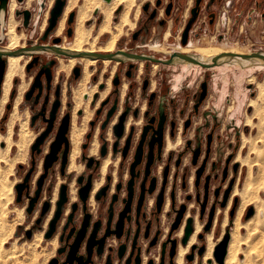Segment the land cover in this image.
<instances>
[{
  "label": "rangeland",
  "instance_id": "obj_1",
  "mask_svg": "<svg viewBox=\"0 0 264 264\" xmlns=\"http://www.w3.org/2000/svg\"><path fill=\"white\" fill-rule=\"evenodd\" d=\"M51 0H32L28 7H24L23 2H17V7L14 9L13 16L17 21L16 30L18 32H23L24 36L20 39V41L24 40L25 50L22 51V57L19 61V66L17 67V72L12 79V85L8 94L7 101L5 103L0 104V138L3 141H0V147H5L6 142L9 138L7 136V130L9 126V117L10 113L13 109L14 102L17 101V110L20 116L14 119L12 126V134L10 136L11 147L8 151L4 152V156L2 157V161H0V172L6 175V182L10 180H15L12 185L13 195L11 200L6 205V210L8 211L5 214V205L6 201L5 189L4 186L0 185V219L4 221V225L6 226V232L8 233V225L10 220H12L13 216H15L14 207H23L24 216L20 223L14 225V229L11 234L6 236V243L3 245V248L0 250V264H46L50 257L56 251V245L54 246L49 239L44 238V233L47 229L48 220L45 223L44 227H35L36 220L40 215V210L43 205V201L51 195L48 189H53L55 182L60 179V183L71 181V178H74V185L77 186L76 177L83 171H86L85 164L83 165V169L78 172L70 173L68 177L63 176L59 172V163L54 165V169L51 170L46 178L42 196L40 197L38 203H36L34 209L30 212H26V207L28 203V198L26 195L22 194V198L20 201H16V190L15 185L19 182L23 181V177L27 173V171L32 167L33 170L29 179V189L30 193L35 189V181L38 175L42 172V161L45 153L48 152L49 144L54 138V133L56 130V126L58 123V118L55 121L53 130L49 133V135L44 139L43 143L40 145V152L34 151L31 152V145L35 141V139L45 130L47 122L45 120L48 117V111L50 110L49 106L45 107L43 104V97L38 100H34L33 98H25V93L31 89V85L34 81L36 74L39 71V65L47 60L53 58L54 52L49 49H38L31 50L29 47L34 44H52V31L45 40L41 39L43 35L44 29L47 25V18L49 17V11L53 6L54 0H52V4L49 7V3ZM105 1V0H103ZM157 1L159 3L157 4ZM83 3L82 0H77V3L74 4L70 11H75L77 15L78 7ZM107 2V1H105ZM171 2L170 13L166 14L165 10L168 3ZM253 0H202L200 13L198 18L193 26V29L190 32V39L187 44L188 47L193 46H219L223 47L222 49L235 50L237 53L242 54H250L254 52H262L264 53V19L260 17V12L252 14L251 21L248 20L247 16L250 13L252 7H254ZM145 3H150L151 6L156 8L155 18L149 20L148 14L142 9V6ZM67 4V0H66ZM65 4V5H66ZM80 4V5H79ZM138 4L140 7L138 9ZM190 5H194V0H135L129 7V19L130 23L126 22L122 24V30L119 37L116 40L115 49H125V51H131L138 54H146L151 55L156 58L167 59L170 54L174 50H178L177 46L180 45V38L182 33V27L184 25V20H182V15L187 16V19L190 16ZM264 7V6H263ZM48 8V14L46 18V24L43 29H41V23L44 20L45 11ZM154 8V9H155ZM23 9H28L30 11V20L27 25H23V17L22 14L18 13ZM119 9V10H118ZM125 5H118L112 12L111 23L114 25L116 22L120 21V14L124 12ZM70 11L68 13H70ZM213 11L216 13V21L213 26L209 25L208 22V12ZM69 15V14H68ZM237 16H239L238 20H236ZM68 16H66L67 18ZM77 17V16H75ZM7 18V15H6ZM103 15L99 13L98 10H93L91 15L85 20L84 25L86 27L91 26V33L88 36V40L83 43L84 47H88L93 42L95 35L97 34V29L102 21ZM66 22V19H65ZM65 22L63 27L65 26ZM76 24V18L74 21V25ZM132 24V25H131ZM134 24V25H133ZM66 27V26H65ZM138 27H142V31L134 41L131 40V33ZM112 28L116 30L113 26ZM169 28L170 35L167 39H163L164 31ZM2 28L0 26V32ZM55 31V30H54ZM53 31V32H54ZM74 34V32H73ZM60 35L64 36L63 44H68L72 41V38L66 37L64 28L61 29ZM110 33L105 32L98 36L96 42H94L95 48L100 45L104 40L109 37ZM103 40V41H102ZM6 38L0 37V47L6 44ZM155 44L164 45L165 49L168 52H159L155 51L152 46ZM229 47V48H228ZM20 48V47H19ZM18 48V49H19ZM194 53V52H191ZM69 55L60 56L64 62H67V58ZM36 60L34 61V58ZM134 61L139 62V59H133L125 57L122 63L116 65L115 73L120 68L122 80L119 86V96L121 85H126L124 88V93L120 97V107L124 109L125 100L127 104L131 107L140 108L141 105L144 104V109L147 107V93L144 92L141 88V83L144 76H148L150 80L154 81L152 85L153 89L157 92V99L161 96H165L168 98L169 96H174V102L176 105V112L174 115L175 120L180 127V135L182 137V114L179 113V110L182 107V101L186 99V113L190 112L191 104L193 101V92L197 89V86L201 79H206L208 85V97L202 103L201 108L199 109L198 114L192 116V125L186 131V137L195 138L196 135L204 138L207 133L210 131L209 127L212 126L214 129L212 131V142H211V152L210 158L215 162L214 170L210 172V189L208 202L206 207L210 211L211 207L214 208L213 213V222L211 228L204 231L203 227L206 223V215H204V219H200V203L195 199V194L199 190L200 195L202 194V183H200V189H195L193 184L194 170L195 168L190 163V154L188 153L185 157L186 165H187V177L190 173H192V179L190 184L188 183L187 188L182 189L179 181V176L176 180V189H175V205H180L183 200L187 203V213L188 215L194 216V221H198L201 224L199 231L196 234L195 243L197 245L196 250L194 251V255L191 260H187L185 255L183 257V264H211L214 259L213 252L212 258L203 260V255L206 250V235L207 233L212 234V240L215 242L214 247L219 243L220 240L217 241L220 234L221 237L224 235H229L233 229V221L236 217L238 209L241 206V197L240 195L234 194L231 201L230 206L226 210L227 214V224L225 227H222L223 217L225 215V209L227 203L230 199L231 194L234 189L237 188L238 191L242 188V183L244 177L246 175L247 167L237 161L238 166L234 171V163H232L233 158L239 152L241 156H245L249 150L248 143L241 147L242 142V134L245 135H254L256 133L255 127H252L246 123L247 116H250L252 113V106L249 105L250 100L254 99L257 95L256 81L262 78L264 74V64H250L248 58H242L240 61H235L234 57H230L227 60H223L219 62L217 65L211 68H203L199 65L188 63V62H173L169 65H164L162 63H156L154 61L150 62L148 69L145 70L144 65H142L141 71H139V67L137 70L133 72L131 78H128L123 73V69L125 67L126 62ZM143 61V60H142ZM31 63V64H30ZM114 61H111L109 64L112 66ZM144 63V61H143ZM154 63H156V67H154ZM30 64L29 68L27 66ZM139 64V63H138ZM95 65V66H94ZM92 68V72L89 77L88 85L92 84V82H97V90H100L99 83H103L105 79L111 74V66H107L104 74H100L103 64L98 65V60L95 61V64ZM22 66V67H21ZM95 67V68H94ZM55 71L58 73H64L63 77V93L65 89L64 104L63 110L66 109V100H70L69 96L66 95L65 85L69 81L70 70H61L59 66L55 67ZM97 74V78L93 79V74ZM254 76L253 80H250V77ZM57 77V74H56ZM44 81V80H43ZM76 84V81L71 82V86L73 87ZM131 85V86H130ZM151 86V84H150ZM112 85L109 89H111ZM14 91L13 96L10 97L11 91ZM111 91V90H108ZM2 92V85H1ZM71 92V91H70ZM72 93V92H71ZM109 93V92H108ZM106 93L105 95H107ZM36 94V93H35ZM104 95V96H105ZM1 96V94H0ZM20 97V99H19ZM84 98V96L82 95ZM93 97V94H92ZM92 97L90 100V107L94 108L92 116L90 118L95 120L94 127L98 126L101 121L105 117V112L103 111L99 115H96L95 110L99 107V102L95 107V104L92 105ZM99 98V94L96 97L95 103ZM6 104H10L9 109L6 108ZM229 105H232L231 109H229ZM212 109L216 111L218 115V122L214 125L212 124V117L205 118L203 114V109ZM79 109V108H78ZM78 109H76L75 114L77 115V121H80L81 114H78ZM73 110V109H72ZM60 111V115L63 113ZM44 112V114H41ZM73 112V111H72ZM207 114V113H206ZM133 119H137L139 117H133L132 113L130 114ZM141 122L135 123L136 131H139L141 124L145 121L143 110H140ZM117 119V118H116ZM208 119V125H205L206 120ZM27 120V126L31 130L30 135L25 138H20V124ZM253 121H256V118H252ZM89 122V121H88ZM87 122L86 131L82 135V140L80 142V150L81 144L87 141L86 133L90 131V125ZM214 123V122H213ZM216 125V126H215ZM207 126V127H206ZM112 130V129H111ZM98 132V133H99ZM105 135V134H104ZM113 135V133H112ZM179 135V136H180ZM114 138V135H113ZM177 138V137H176ZM183 141L184 138L182 137ZM99 140V139H98ZM174 140V139H173ZM181 141V140H180ZM179 141V142H180ZM173 142L171 148L173 152H177L182 149L183 142ZM101 143V141H100ZM179 143V144H177ZM176 144V145H175ZM170 148V149H171ZM111 149V143H110ZM111 151V150H110ZM98 156L99 151H98ZM120 157V156H119ZM230 157V158H229ZM249 157L251 159L255 158V154L253 152H249ZM112 160H115L114 156L111 155ZM231 161H230V160ZM80 162H83L80 158V155L77 159ZM226 160L230 162L226 165ZM262 164L264 166V159L262 160ZM33 162V164H32ZM129 162V158H127L123 163L121 157L117 161L116 164L110 163L108 165V172H112L115 169L116 179H123V175L127 174V164ZM121 166H123L121 170ZM173 166V165H172ZM182 169V166H181ZM263 169V168H262ZM121 170V172H120ZM161 170V169H160ZM97 172V171H96ZM225 172V174H224ZM253 172L255 173L257 179L256 181H262V186H264V169L261 171L258 166H254ZM263 173V177L261 174ZM75 176H74V175ZM96 176V173L94 177ZM261 176V177H260ZM97 178V177H96ZM190 178V177H189ZM260 178V179H258ZM263 180H262V179ZM231 180H233L232 189L229 190L226 200H224V194L229 186ZM105 181V178L103 179ZM257 182V184H258ZM59 183V184H60ZM59 186V185H58ZM50 194V195H49ZM185 194H191L192 197L188 200L185 198ZM258 194L260 200H262L264 206V187L258 189ZM169 196V194H167ZM234 197H236V201L234 202ZM262 198V199H261ZM152 204L148 205V211L152 210ZM254 205L255 204H247L244 208L243 213L240 216L241 221L248 220L254 215ZM249 208H252L253 213L250 217L246 218V213ZM11 209V210H10ZM167 210L161 211L158 218L155 219V224L158 228L161 229L162 233L167 229H171V225L174 222L176 213L173 212L172 208L168 205ZM233 209V214L230 215V210ZM264 210V208H263ZM13 211V212H12ZM54 211V210H53ZM11 212V213H10ZM186 213V214H187ZM53 214V212H52ZM52 217V215H51ZM50 217V218H51ZM264 219V217H262ZM259 222L257 219H250L248 221V229L242 228L240 236L243 237V243L241 245V251L245 252V250L249 249L250 246L255 247L254 249H250L252 254L261 250H264V242H259L260 232H264V220ZM257 220V221H256ZM184 220V225H185ZM253 221V222H252ZM255 221V222H254ZM42 224V221H41ZM44 224V223H43ZM257 225V226H256ZM27 227V228H26ZM30 227H34L31 236L28 238L26 236V231L30 229ZM251 227V228H250ZM180 227H177L173 230L172 238L176 239V253L172 258V264H176L175 257L178 250V245H183L181 243L182 234L178 235V230ZM194 228V225H193ZM253 228V229H252ZM261 229L262 231L258 230ZM251 229V230H249ZM255 230V234L253 231ZM38 231H43L42 239L40 242L36 243L34 240V234ZM248 231V233H247ZM251 233H250V232ZM204 233V236L198 237L200 233ZM248 235V236H247ZM252 235V236H251ZM257 237V238H256ZM252 242V243H251ZM57 243V241H56ZM261 243V244H258ZM263 243V244H262ZM198 247H204V250L201 255L197 254ZM213 247V250H214ZM260 247V248H259ZM190 248L187 253H189ZM161 243H157L150 250L149 256H153V258H157L156 264H161ZM46 259V260H45ZM244 259V254L240 253L236 256V261L238 264H241ZM166 264H169L166 261Z\"/></svg>",
  "mask_w": 264,
  "mask_h": 264
},
{
  "label": "flooded vegetation",
  "instance_id": "obj_2",
  "mask_svg": "<svg viewBox=\"0 0 264 264\" xmlns=\"http://www.w3.org/2000/svg\"><path fill=\"white\" fill-rule=\"evenodd\" d=\"M253 1H254L253 2L254 7L251 8L250 13L247 16L248 20L251 21L252 14L257 13L258 11L260 12V17L262 19H264V7H263L264 6V0H253ZM183 2H184V0H182V3ZM201 2H202V0H199V3L196 5V0H194V5L193 6L190 5V10H189L190 16L187 19V21H186L187 16H184V13H183L182 20H184V25L182 27V33H183L189 19L192 17L191 9L195 6H197L196 15H195L194 19L192 20V22L190 23V27L188 29L186 42L184 44L178 45L177 46L178 50H174V51H181L180 49H182V51H181L182 53H191V52L197 53L193 50L194 46L188 47L187 44H188L189 39H190V32L193 29V26H194V24L198 18V15L200 13ZM154 8H155L154 6H151V4L148 3L147 9L144 10L148 14L149 20H152L155 18V14L157 12H156V8L155 9ZM154 10H155V12H154ZM152 12H154V14L151 17L150 14ZM61 16L58 18L55 27L51 30L52 35H53L52 38H54V37L60 38V40L55 44L58 47L63 46V41H64V36L60 35L61 32H59V33L56 32L58 27H59V21H60ZM75 16H76V13L74 11L72 21L70 23H68V17H67L66 22H65L66 27L65 26L63 27L66 35H67V29L69 27L72 28V34L70 36H68V35L66 36V37H69L70 39L74 35L73 32H74L75 26H73V25H74V21L76 18ZM216 17L217 16H216L215 12H213V11L208 12L209 25H211V26L214 25V23L216 21ZM238 18H239V16H237L236 20H238ZM166 30H169V28H167ZM51 31L48 33V35L51 34ZM141 31H142V27H138L135 30H133L131 33V40L133 39L135 41L137 39V37L139 36V34L141 33ZM165 31H164V33H165ZM134 33L136 34L135 38L133 37ZM164 33H163V35H164ZM169 35H170V30H169ZM169 35H168V37H169ZM104 42H105V40L100 44H103ZM51 45H53V42ZM162 46H164V45L155 44L152 46V48L155 51L168 52V50ZM185 48H188L190 50L185 51L184 50ZM121 49L125 50L123 48H121ZM118 50L119 49L114 48L113 50H111L109 52L116 53ZM95 51H100V50H95ZM225 52H227V51H225ZM221 53H223V52H220L218 54H221ZM60 56H66V55L58 54V53L54 52L53 58H51V59L47 60L46 62H43L42 64L39 65V70L45 69V64H47V62L50 60H54L53 64L51 65L52 78L50 81V86H49V88H47L45 78H44V73H43L40 77L41 84H42L40 95L38 96V98H36V94L38 93V87L36 86L33 89V91L30 93L29 98L31 99L34 97V100H38L39 98L43 97L44 106L45 107L49 106V108H50L52 101L56 97L55 91H56V88L58 86L59 87L58 93H59L60 105L58 106V109H57L56 119L57 118L59 119L64 113L69 112L71 114V120H72V111H73L72 109L74 107V102L72 99V93L71 92H72L73 87L78 83V81L82 77L83 68H82V63L80 61H76L71 68L70 75H69L70 76L69 81L65 85L66 95H68L70 98V100L65 101V104L68 102L70 104L66 105V109L63 112L61 110H63V104H64L63 98L65 97V95L63 96V94L65 93V89H64V93H63L64 73H58L55 71V67L58 66L59 59H61ZM68 58H69V56H68ZM240 59H242V58L234 57V60L240 61ZM110 60L116 62V65L119 63H122V61H123V59H121V60L110 59ZM210 60H206V61H210ZM143 61H144V63H143ZM143 61L140 60L139 62H134V61L133 62L132 61L126 62L125 67L123 69L124 75H126L128 78H131L133 75V72L135 70H137L138 67H139V71H141L142 65H144L145 70H147L151 61H149V60H143ZM175 62H185V61L182 59V61H175ZM156 63H159V62H156ZM156 63H154L153 65H157ZM172 63H170V64H172ZM207 63H211V62H207ZM101 64H102V60H98V65L100 66ZM194 64H196V63H194ZM164 65H169V64H164ZM196 65H199V64H196ZM215 65H217V64H215ZM215 65H212L209 67H203V68H211ZM199 66H201V65H199ZM115 69H116V66H115ZM115 69H114V71H115ZM121 69L122 68H120L118 71H116L115 73H113L111 75L110 86L112 85V87H111V89H109L111 91H108L109 93L107 92L108 94L103 97L104 99L102 98L103 100L101 99L102 101H104V104L101 106L99 114L104 111L105 117H106V113H107L108 109L114 104V102L116 104L114 113L109 118V121L107 122L105 128L100 129V132H99V133H102V137L99 140V144H100V141H101V143L103 141L106 142V146H107L106 155L103 157L102 156L99 157L98 155L93 156L95 159L99 160L98 167L95 169L94 168V162H93V165L91 167H86L87 170L83 171L80 174H82L84 176L82 179V181L84 182L87 178V175L89 173H92L91 180H92V188H93L94 179L96 177H100L99 168H100L101 160L104 157H106L107 155H110V157L112 155L115 157L114 159L118 158V160L121 157L122 163L127 158H129V162L127 164V169H126L127 174L125 173V175H123V179L120 178L117 180L116 179V173H115V178H114L113 171L109 173L108 169H107V171L104 175V178L106 177V175H109V179L105 178V181H103L102 184L96 190V191H98L99 188L106 186L103 194L101 195L100 199L96 200V199H94V193L96 192L95 191L93 193L94 202L91 203V201H90V196H91V191H92L91 190L90 194L86 200L85 211L83 210V205H82L81 201L78 199L77 189H76V198L71 199L70 193H69V183L70 182L69 183L66 182L68 184V187H67L68 201L64 204V206L62 208L61 215H60V217L56 223V228H55L54 234L52 235V237L48 238L49 241H51L54 237H56V241H57L56 251L50 257V259L47 261L46 264H136L137 259H138L137 264H148L149 261H151L152 264H156L157 258L154 259L153 256L150 257L149 254H150L151 248H153V246H155L157 243H161L160 257H161L162 264H166V261L169 264H171L169 251H170V245H171L170 240L173 239L171 235H172L174 229L173 230H171V229L167 230L166 229L165 232L162 233L161 229L158 228V226H156L155 219L158 218V215H160L161 211L167 210L166 208L168 205L172 208L173 212L176 213V210L179 209L180 205L184 204L183 215L181 217V220L179 222L178 227H180L182 225L183 221L185 219H187L188 217H191V219H192L191 224L193 227L194 216L189 214L186 217V213L188 211L186 201L183 200L182 203H180V205H175V189H176V180H177L178 176H179L178 179L180 181V185H181L182 189H184V191L187 188L188 183L190 184L189 177L193 174L190 173L189 176L187 177V165H186L185 157L189 153L190 154L189 155L190 156V163H191L192 151H193V149H195L198 146L200 148V151H199V154L197 156L196 164L195 165L192 163L191 164L195 168L194 177L192 179L195 189H200V183H202V186H201L203 189L202 194L200 195L199 190L196 192V194L199 193V199L201 202L203 200L204 189H205L204 184L206 183V181H207V189H210V185H209V181H210V177H211L210 172L213 171L214 167H215V162L210 158L211 142H212V136H213L212 131L214 128L212 126H210L209 127L210 131L207 133V135L204 138H202L199 135H196L194 139H192L191 137L187 138L185 136L186 131L192 125V116L195 114H198L199 109L202 106V103L208 97V85H207L206 79H201L198 86H197V89L193 92V101L191 104L190 112L186 113V102L187 101L185 98L182 101V107L180 109H178L179 113L182 114V137L184 138V141H183V139L180 135V127L178 126V123L174 118V115L176 112V105H175V102L173 100L174 97L166 98L165 96H161L160 98L157 99V96H158L157 92L153 89L154 85H152L154 81L153 80L151 81L148 76H144L142 83H141V88H142L144 81L147 80L146 87H145V89L142 88V90L144 92H146L149 89L148 90L149 93H147V107H146V109H144L145 107L142 109V105L140 108L135 107V106L131 107L127 104L126 100H125L124 109H121V107H120V97L121 96H119V86H120V83L122 80V75L120 72ZM105 71H102V69H101L100 74L105 75V73H104ZM76 72L78 73L77 76H75ZM56 74H57V77H56ZM251 77H254V76H251ZM251 77H250V80H253V79H251ZM92 78L96 79L97 74L96 73L93 74ZM113 80H116L117 83L114 84ZM72 81L73 82L76 81V84L73 87L71 86ZM204 81L206 82V88H207L206 96L199 103L198 110L196 111L194 106H195V103L198 101V98H199V95L201 92V84ZM101 82L102 81H100V83ZM94 83H96V82H92V84H94ZM102 84H103V87L100 90L105 88L106 81H103ZM150 84H151V86H150ZM95 93H98V92H95ZM85 94H87V93H84L83 96ZM120 95H121V93H120ZM160 104L164 107V110H165V113L167 116L165 124H164V130H163L162 146H161V152H160L161 158L156 159V145H155L154 157H153V160L149 166L148 173L146 174L145 164H146V160H147L146 156H147V151H148L147 141L150 139L151 133H152L151 128H149L147 131V134H146L144 145H143V155H142L141 162L135 167L134 173H136V174L134 175V181H133L132 188H131L132 194H131V198H130V202H129V206H128V211H126L124 213V215L121 217V215H120L121 211L125 208L126 203H127L128 181L131 177L130 164L133 161L136 146L139 143L141 133L143 131V127L147 124V119L151 115H155L157 118L158 109H159ZM127 107L129 108V110H128V113L126 115V122H127V119L129 117L132 118V116L130 114L132 113V115H133V111L135 109H137V115L136 116L133 115V117L134 118L139 117V118H137V119L132 118V122L128 126H126V122H125L124 134L122 137H120L118 139L116 151H112V143L115 141L116 138H115V136L113 138L112 130H111L112 138H111V140H109L108 137L106 136L107 129L109 128V126H110V129H112L111 128L112 125L117 121V119H116L117 116L122 111H124ZM229 109H231V108H229ZM78 110H82V112H83L82 108H79ZM140 110L141 111L143 110V114L145 111H148V113L144 114L145 121L141 124L139 131H136V127L134 126V124L138 123L137 122L138 119H140V122H141V117L139 116ZM60 111L63 113L61 114V116L58 117V115H60ZM209 113L211 114L210 111H209ZM105 117H104V119H105ZM114 117H115V120L113 123H111L112 119ZM204 117L208 118L209 114H205ZM71 120H70V127H71ZM103 120L101 121V123L103 122ZM171 122H173V124H174L173 125V131H174L173 136L170 135V129H171L170 123ZM186 122H187V126L185 127ZM211 122L213 125L216 122H218L216 115L212 116ZM101 123H100V125H101ZM100 125H99V128H100ZM205 125H208V119L206 120ZM94 129H95V127H94ZM130 129H131V136H130L129 147H128V150H127L125 156H123L122 155V149L125 145L126 137L130 133ZM93 133H94V131H93ZM69 134H70V130H69ZM208 134H211V141H210L209 150L207 152ZM69 139H70V135H69ZM175 140H176V142H179L180 140L183 142L182 149H180L176 153L172 151V149L174 147L171 148L172 145L174 144V143H172V141L175 142ZM188 140H189V142H188ZM110 143H111V149H110ZM169 143H170L171 147H167V145ZM179 143H177V144H179ZM70 149H71V143H70ZM87 149H88V147L84 148L82 151L80 150V154H79L80 158L83 161L82 163H84V164L87 162V160L82 157V153H84L85 156H87V155L90 156L87 152ZM69 154H70V152H69ZM229 160H226V165L231 161V160L230 161ZM234 162H237V161H234V158H233L232 163H234ZM68 163H69V159H68ZM202 163H204L203 172L200 175V179H199L198 184L195 185V183H194L195 182V171ZM166 166L168 167V170H167L166 175H164V168ZM181 166H182V169H181ZM67 167H68V165H67ZM122 168H123V166H121V170H122ZM53 169H54V166H53L52 170ZM121 170H120V172H121ZM70 173H72V171H68L66 168L65 174L63 176L68 177L70 175ZM95 173H96V176L94 177ZM206 177H208V180H206ZM152 178H153V182H152L153 191L148 192L147 189L149 188V186L151 184ZM71 180H72V178H71ZM78 186H79V184H77L76 188ZM232 186H233V183H232ZM232 186L230 189H232ZM161 189H163V201L161 204L160 211H156V197H157V195ZM48 190H49V193H51V195L49 194L50 196H48L45 200L49 201V203H50L49 208L45 212L44 215H42V216L39 215V217L36 220V223L34 225L35 227L43 226L44 225L43 223H44V220H45L47 214L53 208L51 211V215H52V212L54 210V207H55L54 203H55V200L57 199V197L52 204V202H51L52 190L51 189H48ZM172 190L174 193L173 198L170 197V192ZM167 194H169V196ZM196 194H195V199H196ZM187 195L188 194L184 195L186 199H187V197H186ZM208 196H209V191L207 193L206 205L208 202ZM191 197H192V195H191ZM200 201H198V202L200 203ZM73 202H77V205L73 211V215L71 217V220L66 225L68 216L72 212V203ZM152 202L154 204V205H152V210L148 211V205H151ZM206 205L204 207L203 212L200 213V219H204V215H206V220L208 219L209 209H208V206L206 207ZM51 206H52V208H51ZM200 209H201V207H200ZM85 212L89 213V217H88L87 222H86V228H85L83 238L80 240L77 248L71 252V249H72L71 245L73 244V242L76 239L75 237L77 235L78 229L81 227ZM51 215H50V217H51ZM109 215H110V219H109ZM50 217H49V219H50ZM49 219H48V221H49ZM119 219L121 220V225H122L121 234H120V236H116V232H115V230L117 229L116 224L119 221ZM213 219L214 218H212V222H213ZM41 221H42V224H41ZM108 221H109V224H108ZM96 222H98V223L95 225ZM94 225L96 226L95 238H100L101 236H103L106 233L107 228L110 231L109 234L105 236L104 243L102 244L100 252H97V245H94L89 251L87 249V243L86 242H87L88 237L92 233ZM211 226H212V224H211ZM30 230L32 233L34 230V227H30ZM205 233H206V231H205ZM201 234H202V236H204V233L201 232ZM121 244H124V250H123L122 255L119 256V247L121 246ZM163 248H164V250H163ZM176 249H177V247H176ZM162 250H163V253H162ZM194 251H195V249H194ZM69 257L71 259L70 261L67 260Z\"/></svg>",
  "mask_w": 264,
  "mask_h": 264
},
{
  "label": "bare ground",
  "instance_id": "obj_3",
  "mask_svg": "<svg viewBox=\"0 0 264 264\" xmlns=\"http://www.w3.org/2000/svg\"><path fill=\"white\" fill-rule=\"evenodd\" d=\"M16 1L17 0H8L7 8L5 10H3V9L0 10V26L2 28V30L0 32V37H5L7 40L6 44L3 46V48L0 47V51H6L7 52V54L4 56L5 71H4L3 79L1 82L2 92L0 93L1 94L0 104L5 103L7 101L8 94H9V91H10V88L12 85V79L17 72L16 70H17V67L19 66V61L22 57V53H21L22 51H17V49L19 47H24V42H23L24 40L20 41V39L24 36V34H23V32H18L16 30L17 21L14 19V16H13L14 9L17 7L18 1L17 2ZM31 1L32 0H23L22 2H23L24 7H28L30 5ZM82 1H83V3L81 2L82 4L81 5L79 4L80 6L77 9L76 24H75V28H74V35H73L72 41L69 44H63V46H61L60 48H62L63 50H65L69 53H77L80 51L106 53V52L113 50L116 46V40L121 33L122 24L126 23V22L127 23L131 22L129 19V16H128L129 8H130L129 6L132 3H134L135 0H105L107 2H105L103 0H82ZM76 3H77V0H67V4H66V6H64L65 8L63 9L64 11L62 12L63 14H62L60 21H59V27L56 31L57 33L61 32V29L63 28L65 19H67L66 16H68V14H69L68 12L70 11L71 7ZM51 4H52V0L49 3V7L51 6ZM120 4L125 5V10H124V12H122V14H120L121 15L120 21H118V23L116 22L114 25H112V23H111L112 12ZM139 7H140V4H138V9H139ZM94 9L98 10L99 13H101L103 15V18H102V21L100 22V24L98 26L97 34L95 35L93 42L88 47H84L83 43L88 40V36H90V33H91V26L86 27L84 25V22L91 15V13ZM47 14H48V8L45 11L44 20L41 23V29H43L45 24H46ZM6 15H7V18H6ZM112 26L116 30H114L112 28ZM105 32L110 33L109 37L105 40V42L103 44H100L99 46H97L95 48L94 42H96L99 35H101ZM168 35H169V30H166L164 35H163L164 40L168 38ZM162 47H164V46H162ZM222 48L223 47L214 46V45H210V46H197L196 45L193 47V50L197 53H184V54H189L192 57H194V58H196L202 62H205V63L211 62L213 57L218 56L217 61L219 63V62H221L223 60H227L231 57L230 55H223L222 53L218 54L220 52L224 53L226 51ZM95 50H100V51H95ZM180 50L182 51V49H180ZM184 50L189 51L190 49L185 48ZM181 51H174V52L182 53ZM230 51H233V50H228L227 52H230ZM234 52H235V50H234ZM117 57L125 59L126 56L118 54ZM236 58H241V57H236ZM110 59L111 58H109V57H104L103 59H96L92 55H83V56H79V57L75 56V55H69L67 62H64L65 60H63L62 58L59 59L58 66H59V68H61V70H64V69L70 70L76 61H80L82 63V68H83L82 77L80 78L78 83L72 89V99L74 102V107H73V112H72V120H71L70 134H69L70 135L71 149H70V154H69V163H68L67 170L72 171V172H76L75 175L83 169V163L78 161L77 159H78L79 154H80V142L82 140V135L86 131L87 121L91 118L93 110H94V108L89 106L92 94L95 92L99 93V98L95 103V107H96L98 102L104 97V95L108 92V90L110 88V77H111L110 74H109L108 78L105 80L106 86L102 90H97V83L99 81H97L94 84L88 85L89 77H90V74L92 72V68H90V67L91 66L93 67L96 60H102V64H103L102 71H104V70H106L108 65L111 66L109 64L111 62ZM182 59L185 62L192 63L189 60L184 59L182 57H173L172 60H173V62H175V61H182ZM248 59L251 62L250 64H255V63L264 64V58H262L260 56H253V57H250ZM114 60H118V58H115ZM206 60H210V61H206ZM235 61H238V60H235ZM111 64H112V66H111V74H112L114 69H115L116 62H114V64L113 63H111ZM154 67H156V65H154ZM251 79H254V77H251ZM125 84L123 82L121 90H120V93H121L120 96H122V94L125 92L124 91V88L126 86ZM256 88H257V95L254 99L250 100V102H249L250 106H252V113L250 116H247V119H246V123L248 125L255 127L256 133L253 136L242 134L241 147L244 146L246 143H248L249 150L244 157L241 156V154L239 152L234 157V161H239L241 164L245 165L247 167V171H246V175L244 177L243 183H242L243 184L242 188L239 191L237 188L234 189V191L231 194L230 199L227 203L226 209H225V215H224L223 221H222V227L223 228L225 227V225L227 224V221H228L226 210L230 206V201H231L233 195L238 193L241 197V206L238 209L236 217L233 221L234 226L230 232V238L228 235L226 252H225L222 264H238L236 261V256L240 253L244 254V259L242 260L241 264H264V250L260 249V251L255 252L254 254H252L253 252H251L250 249H252V248L254 249L256 246L255 247L250 246L248 250L247 249L245 250V252H242L240 250L241 245L243 243V241H242L243 237L240 236L241 229L242 228L248 229V224H249L248 221L250 219H257L260 222L262 217H264V210H263L264 206H263L262 200H260V197L258 194V189H260L264 186L260 187L262 185V183H261L262 181H260V180H259V182L256 181L257 177H256L255 173L253 172L254 166H258L261 171L264 169V166L262 164V162H263L262 160L264 159V74L260 80L258 79L256 81ZM84 93H87L88 95L85 94L84 98H83L82 95ZM10 95H11V93H10ZM85 96H86V98H85ZM19 99H20V97H19ZM17 101L18 100H16V102H14L13 109H12V111L10 113V117H9V126H8V130H7V136L9 138L12 134V126L11 125L13 124V121H14V119H16V117L20 116V114L18 113V110H17ZM231 107H232V105H229V108H231ZM78 108L83 109V113H82V116H81L79 122L77 121V115L75 114V111ZM143 108H144V104L142 105V109ZM115 117L112 119L111 123L114 122ZM252 118H256L257 120L253 121ZM131 122H132V118L129 117L127 119V122H126V126H128ZM137 122L139 123L140 119H138ZM30 131L31 130L27 126V120L23 121L20 124V138L23 139V138L27 137L28 135H30ZM98 132H99V129H98V126H96L94 129V133L91 137V140L89 142L88 149H87V152L90 156H97L98 155V147H99ZM106 136L108 137L109 140H111L112 135H111L110 126L107 129ZM9 138H7L8 139L7 141H5L6 142L5 147H0V161H2V157L4 156L3 155L4 152L8 151L11 147V141ZM0 141H3V139L0 138ZM167 147H171L170 143L167 145ZM249 152H253L255 154V158L251 159L249 157ZM117 161H118V158L115 160H112L110 155H107L106 157H104L101 160L100 168H99L100 177H97L94 179L93 188H92L91 196H90L91 203L94 202L93 193L98 189V187L103 182L104 175L107 171L108 165L110 163L116 164ZM263 173L261 174L262 177H263ZM113 174H114V178H115V169L113 170ZM6 178H7L6 175H4L0 172V185L4 186V189H5L4 194L6 196V201L4 202L5 214H7V212H8L6 210V205L12 198V195H13L12 185L15 182V180H10L9 182H6ZM191 179H192V175L189 178V182L191 181ZM258 179H260V178H258ZM257 182H258V184H257ZM59 183H60V179L58 178V180L55 182V185L53 188L54 190H53L52 199H51L52 204H53L54 200L56 199V196L58 195L57 189H58ZM76 189L77 188L74 185V178H72V180L69 183V193H70L71 199L76 198ZM235 200H236V197H234V201ZM247 204H255L254 205V208H255L254 209L255 210L254 215L251 218H249L248 220L241 221L240 216H242L241 214L243 213V210L247 206ZM51 208H52V206H51ZM52 209H51V211H52ZM51 211L47 214V216L44 220V225L47 222V220L49 219V217L51 215ZM14 212L16 215L13 216L12 220H10V222H9V225H8L9 229H7L8 233L6 232V226L4 225V221L2 219H0V250L3 248V245L6 243V236L8 234L12 233V231L14 229V225L17 223H20V221L23 219V216H24L23 207H17V206L14 207ZM187 216H188V213L186 214V217ZM262 220H264V219H262ZM44 225H43V227H44ZM200 227H201V224L195 220L193 231L190 234V236L188 237V240L186 241V243H184L183 245H178V250H177L176 257H175L176 264H183V257L185 254L186 255L188 254L187 251L189 248H190L189 253L192 252V250L194 253V249L196 250L197 245L195 243V238H196V234L199 231ZM183 230H184V221L178 230L179 236L182 234ZM249 230H251V229H249ZM258 230L262 231L260 228ZM254 232H255V230L253 231V233ZM42 233H43V231H38L37 233L34 234V238H35L34 241L36 243L40 242V240L42 239ZM247 233H248V231H247ZM259 235H260V236H258L259 242H264V232L263 233L260 232ZM221 236H222V234H220L217 241L220 240V238L223 239L226 235H224L223 237H221ZM206 241H207V245H206V250H205L204 255H203V260L212 258V252H213V256H214V250L219 244L218 243L214 247L215 242L212 240V234L211 233H207ZM51 243L54 246L57 244L56 243V237H54L51 240ZM258 244H261V243H258ZM213 247H214V250H213ZM199 248L200 247H198V249H197V254L201 255L202 253L201 254L198 253ZM186 255H185V257H186ZM214 259H215V257H214ZM211 264H218V263L215 259L212 261Z\"/></svg>",
  "mask_w": 264,
  "mask_h": 264
},
{
  "label": "water",
  "instance_id": "obj_4",
  "mask_svg": "<svg viewBox=\"0 0 264 264\" xmlns=\"http://www.w3.org/2000/svg\"><path fill=\"white\" fill-rule=\"evenodd\" d=\"M18 2H22L23 0H17ZM159 3V1H157V4ZM199 3V0H196V5ZM7 4H8V0H0V10L3 9L5 10L7 8ZM66 4V0H54L53 6L49 11V17L47 18V25L44 29L43 35L41 36V39L45 40L48 33L55 27L56 22L58 20V18L62 15L64 6ZM172 3L169 2L165 13L169 14L170 13V8H171ZM148 7V3H145L142 6L143 10H146ZM196 8L197 6L193 7L191 9V13H192V17L189 19L183 33H181V39H180V43L184 44L186 42V38H187V34H188V29L190 27V23L192 22V20L194 19L195 15H196ZM155 12V10H154ZM154 12H152L150 14V16L152 17ZM19 14H22L23 17V25H27L29 20H30V11L28 9H23L22 11L18 12ZM74 15V11H71L68 15V23H70L72 21ZM72 34V28L69 27L67 29V35L70 36ZM136 34H133V37L135 38ZM60 40L59 37H54L52 38L53 41V45H48V44H34L31 45L29 47V49L31 50H38V49H49L55 53L58 54H63V55H75V56H83V55H92L94 56L96 59H103L104 57H109L111 59H115L118 58V60H121L122 58L117 57L116 55L121 54L123 56H126L128 58H133V59H139V60H149V61H154V62H159V63H163V64H170L173 62V57H182L184 59L189 60L190 62L196 63L201 65L202 67H209L215 64H218V56H215L212 58L211 63H205L202 62L194 57H192L189 54H184V53H180V52H172L170 57L168 59H161V58H156L154 56L151 55H146V54H138L135 52H131V51H124L122 49H119L116 53L113 52H87V51H80L77 53H69L65 50H63L62 48L56 46L55 44ZM26 47H20L19 49H17V51H24ZM7 54L6 51H0V93H1V82L3 79V75H4V71H5V59L4 56ZM223 55H230L231 57H241V58H250L253 56H260L262 58H264V53L262 52H254V53H248V54H242V53H236L233 51L230 52H224L222 53ZM36 60V57L34 58V61ZM54 60H50L47 62V64H45V69H41L38 71V73L36 74L34 81L31 85V89L29 91H27L25 93V98H28L30 93L33 91V89L37 86L38 87V93L36 94V98H38V96L40 95L41 92V88H42V84H41V75L44 73V78H45V82H46V86L47 88H49L50 86V81L52 78V73H51V65L53 64ZM31 64V63H30ZM30 64L27 66V69L29 68ZM131 66V65H130ZM78 73H75V76H77ZM113 83L116 84V80H113ZM147 84V80L144 81L142 88L145 89ZM100 89L103 87V84L100 83L98 86ZM59 87L57 86L56 91H55V99L52 101L50 110L48 111V117L45 118L47 125L45 130L35 139V141L33 142V144L31 145V152L33 153L34 151H36L37 153L40 152L41 147L40 145L43 143L44 139L49 135V133L53 130L54 128V124L56 121V115H57V109L58 106L60 105V99H59V93H58ZM206 92H207V88H206V82H202L201 84V92L198 98V101L195 103V110H198V105L199 103L205 98L206 96ZM14 91L12 90L10 97L13 96ZM98 93H94L93 94V98L91 101V104L94 105L95 104V100L97 97ZM86 98V96H85ZM70 103H66V105H69ZM104 104V101H100L99 103V107H97V109L95 110L96 115L99 114L101 106ZM115 102L114 104L108 109L107 113H106V117L103 120V122L100 125V129H104L107 122L109 121V118L112 116V114L114 113L115 110ZM10 104H6V108L9 109ZM129 108L127 107L124 111H122L118 116H117V121L112 125V133L115 136V141L112 143V151H116V146L118 144V139L120 137L123 136L124 134V129H125V122H126V115L128 113ZM82 110H78V114H81ZM148 111H145L144 114H147ZM41 114H44V112H41ZM133 115L136 116L137 115V109H135L133 111ZM166 113L164 110V107L160 104L159 105V109H158V116L156 118L155 115H151L148 119H147V124L143 127V131L141 133V137L139 140L138 145L136 146L135 149V153H134V157H133V161L130 164V173H131V177L128 181V198H127V203L125 208L121 211V217L124 215V213L126 211H128V206H129V202H130V198H131V194H132V184L134 181V175L136 173H134L135 171V167L141 162L142 159V155H143V145H144V141L146 138V134L149 128H151L152 133H151V137L150 139L147 141V147H148V151H147V160H146V164H145V172L146 174L148 173V169L149 166L153 160L154 157V148L156 145V159H160L161 155V146H162V138H163V130H164V124L166 121ZM70 120H71V114L69 112L64 113L58 120L57 126H56V130L54 133V138L53 140L50 142L49 144V149L48 152L45 153L43 161H42V172L38 175V177L36 178L35 181V189L33 190L32 193H30V189H29V179H30V175L31 172L33 170V165L32 167L27 171V173L25 174V176L23 177V181L19 182L18 184L15 185V190H16V201H20L22 198V194L24 191V194L26 195V197L28 198V203H27V207H26V212L30 213L36 203H38L40 197L42 196V192H43V187L46 181V178L49 174V172L52 170L53 166L55 163H59V172L61 175L65 174V169L67 168L68 165V159H69V152H70V139H69V130H70ZM89 125H90V131H88L86 133V139L87 141H85L84 143L81 144V148H87L89 141L93 135V131H94V124H95V120L91 119L89 120ZM173 122L170 123V135L173 136L174 131H173ZM187 126V122L185 123V127ZM130 136H131V129H130V133L128 134V136L126 137V141H125V145L122 149V155L125 156L128 147H129V142H130ZM102 137V133L98 134V138L100 140V138ZM210 141H211V134H208V140H207V152L209 150V146H210ZM189 142V140H188ZM99 154L100 156H105L106 152H107V146H106V142L103 141L102 143L99 144V148H98ZM200 148L199 146L196 147L195 149H193L192 151V158H191V163L192 164H196L197 161V156L199 154ZM82 157L84 159L87 160V162L85 163L86 167H91L93 165L94 162V168L96 169L99 165V160L95 159L93 156H85L84 153H82ZM230 158V157H229ZM33 164V162H32ZM238 166V163L235 162L234 163V170H236ZM203 168H204V163H202L195 171V185L198 184L199 179H200V175L203 172ZM168 170V167L166 166L164 168V175H166ZM225 174V172H224ZM69 175V174H68ZM83 175L80 174L76 177V183L79 184V186L77 187V196L78 199L81 201L82 205H83V210L85 211L86 209V200L90 194V191L92 190V173H89L87 175L86 180L83 182ZM106 179H109V175H106L105 177ZM206 180H208V177H206ZM153 178L151 181V184L149 186V188L147 189L148 192H152L153 191ZM233 180H231L229 186L227 187L225 194H224V200H226L228 192L232 186ZM67 187L68 184L66 182L60 183L59 187H58V195H57V199L55 200L54 203V211L52 214V217L49 219L48 224H47V229L44 233V238L48 239L50 237H52V235L55 232V228H56V223L61 215V211L62 208L64 206V204L68 201V193H67ZM106 186L99 188L98 191H96L94 193V199L98 200L100 199L101 195L104 192ZM204 195H203V200L202 202L199 199V193L196 194V200L200 201V213L203 212L204 207L206 205V201H207V193H208V189H207V181L204 184ZM173 190L170 192V197L173 198ZM187 199H189L191 197L190 194H188ZM163 201V189L160 190V192L158 193L157 197H156V211H160L161 208V204ZM236 201V200H235ZM234 201V202H235ZM49 201L48 200H44L43 201V205L41 207L40 210V216L44 215L45 212L48 210L49 208ZM77 205V202H73L72 203V212L69 214L68 219H67V223L71 220V217L73 215V211L75 209ZM183 211H184V204H181L179 209L176 210V216L174 219V222L171 225V230L175 229L178 227L179 222L181 220V217L183 215ZM253 210L252 208H249L248 212L246 213V218L249 217L252 214ZM213 213H214V208L211 207L209 214H208V219L203 227L204 231H208L211 227L212 224V218H213ZM233 214V209L230 210V215ZM89 217V213L84 214V219L83 222L81 224V227L78 229L77 231V235H76V239L73 242V244L71 245L72 249L71 252L74 251L80 240L83 238L84 232H85V228H86V222L87 219ZM120 217V218H121ZM109 219H110V215H109ZM191 217H188L185 221V225H184V230H183V236L181 237V243L184 244L186 243V241L188 240V237L190 236V234L193 231V227L191 224ZM110 221V220H109ZM108 221V224H109ZM98 222L95 223V225ZM94 225V228L92 230V233L90 234V236L87 239V249L88 251L94 246L97 245V252H100L102 244L104 243V239L105 236L109 234V230L107 228L106 233L101 236L100 238H95V234H96V226ZM117 229L115 230L116 232V236H120L121 234V220L119 219V221L116 224ZM65 228V227H64ZM26 236L29 238L31 236V230L28 229L26 231ZM199 237L202 236V234L200 233L198 235ZM171 245H170V251H169V256H170V263L172 264V258L175 255L176 252V239H171ZM227 241H228V236L226 235L218 244V246L215 248L214 250V257L217 261L218 264H222L223 263V259H224V255L226 252V245H227ZM164 246V245H163ZM124 250V244H121V246L119 247V256L122 255ZM164 250V248H163ZM162 250V253H163ZM204 250V247H200L198 250V253L201 254ZM194 253L193 250L192 252L188 253L186 255V259L187 260H191L193 257ZM67 260H71L70 257ZM136 264L138 263V259L136 260ZM148 264H152L151 261H149ZM162 264V262H161Z\"/></svg>",
  "mask_w": 264,
  "mask_h": 264
},
{
  "label": "crops",
  "instance_id": "obj_5",
  "mask_svg": "<svg viewBox=\"0 0 264 264\" xmlns=\"http://www.w3.org/2000/svg\"><path fill=\"white\" fill-rule=\"evenodd\" d=\"M169 97H174V96H169ZM207 109H203V114L205 115L206 113L209 114V117H212L213 115H216L217 116V119H218V115L216 114V111H213L212 109H209L208 107H206ZM209 111L211 112V114L209 113ZM53 190L52 189V194H53ZM57 193H58V189H57ZM57 197V196H56Z\"/></svg>",
  "mask_w": 264,
  "mask_h": 264
}]
</instances>
